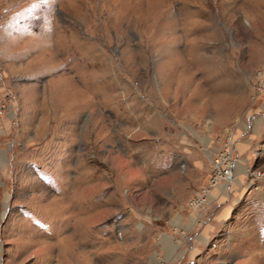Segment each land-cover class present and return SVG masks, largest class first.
<instances>
[{
	"label": "rangeland",
	"instance_id": "obj_1",
	"mask_svg": "<svg viewBox=\"0 0 264 264\" xmlns=\"http://www.w3.org/2000/svg\"><path fill=\"white\" fill-rule=\"evenodd\" d=\"M0 106V264H264V0H0Z\"/></svg>",
	"mask_w": 264,
	"mask_h": 264
},
{
	"label": "built area",
	"instance_id": "obj_2",
	"mask_svg": "<svg viewBox=\"0 0 264 264\" xmlns=\"http://www.w3.org/2000/svg\"><path fill=\"white\" fill-rule=\"evenodd\" d=\"M235 142L232 137L227 138L222 148L216 154L209 181V190L218 188L222 184H229L234 180L236 167V160L234 159ZM258 176H261L260 179H263L264 175L258 174Z\"/></svg>",
	"mask_w": 264,
	"mask_h": 264
},
{
	"label": "crops",
	"instance_id": "obj_3",
	"mask_svg": "<svg viewBox=\"0 0 264 264\" xmlns=\"http://www.w3.org/2000/svg\"><path fill=\"white\" fill-rule=\"evenodd\" d=\"M225 190H226V184H222L221 186H219V187L213 192L212 196L210 197V201H211V203L219 204L220 201H221V198H219V197H220V195H221L222 193H224ZM222 195H223V194H222ZM223 211H224V210H223ZM225 211H226V210H225ZM224 218H225V217H222V218H220L219 220L224 219ZM211 227H213L212 224H211Z\"/></svg>",
	"mask_w": 264,
	"mask_h": 264
}]
</instances>
